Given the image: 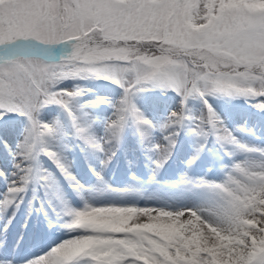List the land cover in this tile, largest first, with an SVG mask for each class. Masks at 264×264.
Listing matches in <instances>:
<instances>
[{"label": "snow or ice", "instance_id": "1", "mask_svg": "<svg viewBox=\"0 0 264 264\" xmlns=\"http://www.w3.org/2000/svg\"><path fill=\"white\" fill-rule=\"evenodd\" d=\"M93 76L122 94L77 104L85 89L59 87ZM153 90L180 98L162 122L136 102ZM217 96L245 97L264 112V0H0V125H24L13 141V170L0 168V177H11L0 212L18 210L34 182H53L46 160L74 191H85L66 151L91 149L107 165L129 126L155 153L153 179L185 129L202 141L189 165L209 138L232 160L220 180L181 178L200 190L191 204L98 203L82 196L75 207L65 197L60 219L69 235L24 264H264V147L235 135L209 99ZM52 104L66 112L70 130L60 118H42ZM94 104L112 108L102 134L99 117L88 111ZM96 175L105 190L116 191ZM108 214L133 218L119 226L91 220ZM0 264L15 260L0 255Z\"/></svg>", "mask_w": 264, "mask_h": 264}, {"label": "rangeland", "instance_id": "2", "mask_svg": "<svg viewBox=\"0 0 264 264\" xmlns=\"http://www.w3.org/2000/svg\"><path fill=\"white\" fill-rule=\"evenodd\" d=\"M120 94H116L115 95V99H117ZM109 99H113L112 95L110 93H107V96H105ZM137 102V101H136ZM195 107L199 110L201 108V106H196ZM217 110V112L220 114L221 117H223L224 122L226 123V125L232 129L235 133L236 136H238L240 138L239 133L237 132L236 129H234V126H239L242 127L244 124H246V122L243 119H237L236 115H232V116H224L223 114H221L220 110L216 107L215 108ZM112 111V108H110V110L108 111V114L110 115ZM61 114H59L56 111L53 110H49L46 109V111H44L42 113V118L44 120H53L55 118H61L60 116ZM145 115L152 119L154 122H162L165 118H160L159 120H154L153 118L149 117L146 113ZM99 120L96 123V131L97 133L102 134L104 131L103 128V121L104 118L107 117L106 116H101L98 115ZM167 117V116H166ZM64 121V119H62ZM236 120V121H235ZM233 121L234 126L231 125ZM249 130L253 131V132H258L260 131L258 124H250ZM132 135H134V133H131ZM161 133L157 132L156 133V140L158 141L161 137ZM195 139H197L196 136H194ZM129 138V137H128ZM127 138V139H128ZM241 141L248 143L250 145H255V146H263L264 147V140L263 141H258L256 139H252V140H242L240 138ZM197 141V140H196ZM201 140H199V142L196 144V147L199 145ZM143 147L145 148V153H146V163L148 162V164L150 165V174L146 177H143L142 179L139 177V175L135 172H131V175L133 176L134 180H129L127 178H125V181L123 183H113L112 181H110V177L109 174L107 173V171L105 170V166L104 164L100 163V161H102L104 159V156L100 153L94 152V151H87L86 153H84V162L82 164V166H85L89 169L92 170L93 176L88 178L87 180H79L78 177V181L79 183L84 187L85 191H82L80 194H78V196L82 197V196H97L100 195L103 201H105L107 203L106 199H110V198H117V197H128L127 195H131L132 197L135 196L136 194L140 193V195L146 196V197H153V199H149L148 201L151 202V205H156V206H162L165 203H174L176 205H180V204H185V201H187L186 204H191L194 202H197L199 194H200V190L199 189H195V188H190L187 186H184L183 184H181V178L185 175L191 177V178H199V177H207L208 179L211 180H220L223 178V175H216V176H207V175H203L202 173H196L193 172L191 169V165H189L187 163V161L189 159L192 158V156L195 154L193 149H189L186 150V155L183 156V158L180 159H176L173 160L170 166V169L174 170L176 173L174 175H164V170H165V166L160 169L159 171L156 172V178L153 179V172H154V164H153V160L155 159V153L151 151L150 147L143 143ZM235 151V149H233ZM84 152V151H82ZM244 156L243 153H238L236 156V159H242ZM13 157H11V162L13 161L12 159ZM127 158H129L128 160L134 161V157L133 155H127ZM46 159V158H45ZM67 161L70 163L71 165V170L72 172L74 170H76V168L74 167V163L71 161V159L69 158V160L67 159ZM135 162V161H134ZM232 162V161H231ZM230 163H225V162H221L222 164V171L224 172L225 170V166L226 164L230 165ZM185 163V164H182ZM48 160H46L45 166L49 169H51V167H49L48 165ZM209 165V167H213L214 163L211 162ZM0 168H3L6 172L11 173V171L13 170V164L10 163V165L7 166H2L0 165ZM78 171V170H77ZM99 172L100 175L103 177L104 181L111 186L113 189H115L116 191H107L104 189L103 185L101 184V182L99 181L96 173ZM74 173V172H73ZM117 173V170H114V172H112V177H115ZM76 174V173H74ZM164 175L165 177L163 178V180L161 179V176ZM126 176V175H125ZM1 177H0V181H1ZM8 181V180H7ZM5 180L1 186H0V191L3 193L4 192V188L6 186H8V183ZM140 183V184H139ZM131 189L128 192H122L121 190L123 189ZM6 190V188H5ZM53 197V196H51ZM81 206V205H80ZM133 218V216H128L126 218L120 217L118 218L117 216H113L111 214L108 215H104L101 217H92L91 220L93 223L98 224V225H109V226H119L121 224H126L128 222V220H131ZM51 221V220H50Z\"/></svg>", "mask_w": 264, "mask_h": 264}, {"label": "bare ground", "instance_id": "3", "mask_svg": "<svg viewBox=\"0 0 264 264\" xmlns=\"http://www.w3.org/2000/svg\"><path fill=\"white\" fill-rule=\"evenodd\" d=\"M128 203V202H127ZM136 204V203H135ZM139 205H141V206H146V205H149V204H146L145 202H142V203H140ZM151 205V204H150ZM77 207H80V205L79 206H77ZM31 259V258H30ZM29 259V260H30Z\"/></svg>", "mask_w": 264, "mask_h": 264}]
</instances>
